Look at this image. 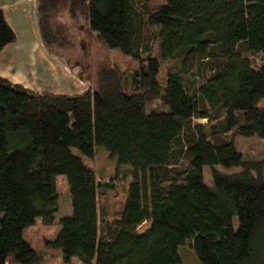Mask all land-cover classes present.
<instances>
[{"label": "trees", "instance_id": "16d2710c", "mask_svg": "<svg viewBox=\"0 0 264 264\" xmlns=\"http://www.w3.org/2000/svg\"><path fill=\"white\" fill-rule=\"evenodd\" d=\"M61 10L139 67L103 65L96 85L79 95L33 92L0 78V264H40L24 231L38 219L55 222L60 175L71 216L45 242L66 264H180L182 246L201 264H264V182L256 177L264 161L244 160L232 139L264 140V107H256L264 64L255 69L246 57L264 55V0H37L51 54L62 43L53 25ZM14 39L0 10V51ZM154 41L160 60L178 64L163 87ZM158 99L169 112L147 114L145 105ZM97 148L133 174L114 220L103 219L101 184L83 163Z\"/></svg>", "mask_w": 264, "mask_h": 264}, {"label": "rangeland", "instance_id": "374dc122", "mask_svg": "<svg viewBox=\"0 0 264 264\" xmlns=\"http://www.w3.org/2000/svg\"><path fill=\"white\" fill-rule=\"evenodd\" d=\"M166 0H148L150 5L165 4ZM53 25L58 31V37L62 40L61 47L51 46L52 52H55L65 63L72 67L78 68L82 81L90 84L93 88L96 85L98 71L101 66L113 65L124 72L137 70L139 60L132 59L123 55L117 49H110L101 43L95 36L94 32H90L83 18L70 19L66 11L61 10L53 18ZM150 55L159 59L158 42L154 41ZM247 58L251 60L252 66L259 69L264 64V55L247 54ZM160 69L158 78L160 85H165V80L170 69L172 72L178 68L177 63L170 61H162L159 59ZM190 80L193 78L188 75ZM257 108L264 107V99L260 100ZM152 111L168 113L169 109L158 99L151 104L145 105V112L150 114ZM238 118L241 120L240 114ZM194 124H206V120H193ZM214 124V123H212ZM211 125V124H210ZM231 139V132L228 133ZM233 144L238 153L244 160L264 161V140L256 136L245 138L239 135L232 137ZM72 153L79 156L76 149H72ZM83 163L86 167L93 171L96 183L101 184L98 188L99 206L106 212L103 219L114 220L117 218L118 206L124 202L129 184L133 181V174L129 167H120L116 169L114 159L108 156V153L97 148L92 159H84ZM214 169L223 174H234L241 170L240 167L224 168L215 166ZM130 171V173H129ZM261 182H264V170L259 176H256ZM202 180L207 186L212 185L211 168L204 166L202 168ZM56 191L58 194V213L55 222L50 226H43L41 220H36L34 226L24 231V239L29 243L31 248L40 256V264H66L58 250H53L46 244L45 240L55 238L60 229L59 221L65 217L71 216V202L68 192L65 176L56 177ZM234 229L237 228V220H233ZM148 228V224L139 227L138 233H143ZM180 256V264H201L194 254L192 248L182 246L178 250ZM70 264H79L76 259H72Z\"/></svg>", "mask_w": 264, "mask_h": 264}, {"label": "crops", "instance_id": "0c3cea01", "mask_svg": "<svg viewBox=\"0 0 264 264\" xmlns=\"http://www.w3.org/2000/svg\"><path fill=\"white\" fill-rule=\"evenodd\" d=\"M0 10L15 35L0 51V78L33 92L79 95L87 91L90 84L81 80L78 68L68 66L43 44L37 0H0Z\"/></svg>", "mask_w": 264, "mask_h": 264}]
</instances>
